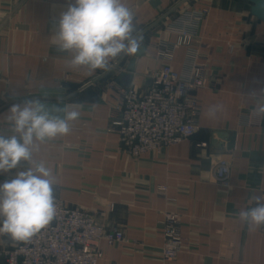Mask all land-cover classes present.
I'll return each instance as SVG.
<instances>
[{
    "label": "crops",
    "instance_id": "0c3cea01",
    "mask_svg": "<svg viewBox=\"0 0 264 264\" xmlns=\"http://www.w3.org/2000/svg\"><path fill=\"white\" fill-rule=\"evenodd\" d=\"M182 1L125 0L134 13V34ZM69 3L0 0V134H13L10 106L34 97L55 115L63 116L56 108L79 112L69 121L71 131L41 144L33 159L53 169L55 197L122 232L123 243L101 246L98 264H264V227L249 228L238 216L264 194V114H258L264 107V18L251 15L248 0H186L142 34L145 52L133 72L128 66L134 55L124 56L112 72L121 56L110 60L108 70L90 71L71 67L70 55L54 43L56 21ZM203 10L192 45L178 48L171 63L182 75L193 58L203 66L207 86L195 93L197 132L159 153L129 157L110 125L117 116L111 84L124 86L129 76L128 86L145 90L160 65L154 50L158 40L168 38L179 15ZM213 105L220 107L210 114ZM242 114L248 117L241 119ZM216 133L226 138L217 140ZM222 160L229 166V189L213 178ZM27 166L22 162L19 170ZM16 171L0 174V183ZM168 214L178 218L183 246L174 261L163 263L162 221ZM19 242L0 233L1 249Z\"/></svg>",
    "mask_w": 264,
    "mask_h": 264
},
{
    "label": "built area",
    "instance_id": "2783aa9c",
    "mask_svg": "<svg viewBox=\"0 0 264 264\" xmlns=\"http://www.w3.org/2000/svg\"><path fill=\"white\" fill-rule=\"evenodd\" d=\"M205 13V10L188 11L179 15L167 30L168 38L158 40L154 50L160 65L150 76L145 90L111 84L115 92L113 110L117 116L110 125L118 136L120 148L129 157L159 153L197 132L195 93L207 86L203 66L193 58L188 73L182 75L171 63L178 48L192 45ZM169 36H175L174 42ZM245 117L248 115H241V119ZM213 178L216 185L229 189L226 161L216 165ZM159 191L164 192V188ZM56 202L57 215L48 226L28 241H20L10 249H0V260L4 264H98L103 256V244L110 247L124 242L118 228H106L96 220L94 213L67 206L57 197ZM112 208L109 205V209ZM162 227L160 256L163 263H169L175 260L183 246L177 216L166 215Z\"/></svg>",
    "mask_w": 264,
    "mask_h": 264
},
{
    "label": "clouds",
    "instance_id": "9594fccd",
    "mask_svg": "<svg viewBox=\"0 0 264 264\" xmlns=\"http://www.w3.org/2000/svg\"><path fill=\"white\" fill-rule=\"evenodd\" d=\"M134 19L125 0H70L56 21L54 43L58 51L70 55L71 67L108 70L110 60L134 55L141 47L143 37L134 34ZM219 107L210 106L208 111L215 114ZM54 111L63 116L53 114L39 97L13 104L8 110L13 134H0V174L17 169L12 179L0 183V233L14 241L30 240L57 215L53 169L34 160L33 154L46 141L67 135L69 121L79 112L67 107ZM258 114H264V107ZM22 162L28 166L19 170ZM254 200L255 206L239 211V219L249 228L264 227V194Z\"/></svg>",
    "mask_w": 264,
    "mask_h": 264
},
{
    "label": "water",
    "instance_id": "95a60500",
    "mask_svg": "<svg viewBox=\"0 0 264 264\" xmlns=\"http://www.w3.org/2000/svg\"><path fill=\"white\" fill-rule=\"evenodd\" d=\"M186 0H183L182 2H180L179 4H177L176 6H174L171 10H169L166 14H164V16L157 20L153 25H155L157 22H159L160 20H162L163 18H165L166 16H168L170 13H172L174 10H176L180 5H182ZM252 5L253 7L251 8V15L256 17L257 19H262L264 18V0H248ZM152 26H150L149 28H147L146 30L142 31L141 33H139L138 35H141L143 34L144 32H146L148 29H150ZM145 52V48L144 47H140L137 51V53L134 54V57L133 59L131 60L130 62V65L128 66V72H133V68H134V63H135V60L137 58H139L141 55H143ZM124 58V55L121 56L119 62H117V64H115L113 66V68H111L109 70V72H112V70L116 69L117 66L119 65V63L121 62V60ZM108 72V73H109ZM129 76H124L123 80L125 82L124 86L125 87H128L129 85ZM95 81H92L88 84H86L85 86H83L81 89L93 84ZM216 136V139L217 140H220V141H223L225 138H226V134H223V133H216L215 134ZM212 144L213 145H218V146H221V144H218L217 141L215 140H212Z\"/></svg>",
    "mask_w": 264,
    "mask_h": 264
},
{
    "label": "rangeland",
    "instance_id": "374dc122",
    "mask_svg": "<svg viewBox=\"0 0 264 264\" xmlns=\"http://www.w3.org/2000/svg\"><path fill=\"white\" fill-rule=\"evenodd\" d=\"M62 201V200H61ZM67 205V204H66ZM109 205H112V204H109ZM109 205L107 206L108 207V210H110L109 209ZM68 206V205H67ZM71 207V206H70ZM111 211V210H110ZM106 228H109V227H106ZM1 249V248H0ZM160 258H161V256H160Z\"/></svg>",
    "mask_w": 264,
    "mask_h": 264
}]
</instances>
